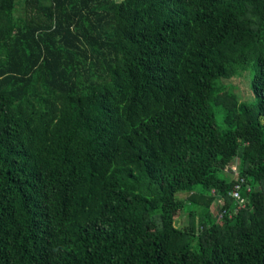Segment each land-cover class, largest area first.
<instances>
[{
    "label": "trees",
    "instance_id": "trees-1",
    "mask_svg": "<svg viewBox=\"0 0 264 264\" xmlns=\"http://www.w3.org/2000/svg\"><path fill=\"white\" fill-rule=\"evenodd\" d=\"M0 264H264V0H0Z\"/></svg>",
    "mask_w": 264,
    "mask_h": 264
},
{
    "label": "rangeland",
    "instance_id": "rangeland-1",
    "mask_svg": "<svg viewBox=\"0 0 264 264\" xmlns=\"http://www.w3.org/2000/svg\"><path fill=\"white\" fill-rule=\"evenodd\" d=\"M224 82L234 86L233 91L236 93L239 100H246V101L251 100V93L248 88V77L246 71H244L240 76H233L230 78H226L224 79ZM232 169L237 170V172L239 170V168H237L236 165L232 167ZM217 203H219V201H217ZM215 205L216 203H213L211 206V209L214 211V213H215Z\"/></svg>",
    "mask_w": 264,
    "mask_h": 264
},
{
    "label": "built area",
    "instance_id": "built-area-1",
    "mask_svg": "<svg viewBox=\"0 0 264 264\" xmlns=\"http://www.w3.org/2000/svg\"><path fill=\"white\" fill-rule=\"evenodd\" d=\"M235 165H232L231 166V169L232 167H234ZM233 171H237V170H234L232 169ZM231 195L237 200V201H241L242 200V197L240 196L239 194V191H238V185H235V187H233V189L231 190ZM242 202V201H241Z\"/></svg>",
    "mask_w": 264,
    "mask_h": 264
}]
</instances>
